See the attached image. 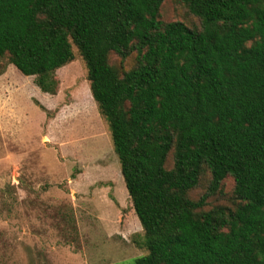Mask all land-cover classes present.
<instances>
[{
	"label": "trees",
	"instance_id": "obj_1",
	"mask_svg": "<svg viewBox=\"0 0 264 264\" xmlns=\"http://www.w3.org/2000/svg\"><path fill=\"white\" fill-rule=\"evenodd\" d=\"M163 1L0 0V56L55 94L77 49L144 232L129 264H264V0H178L197 27Z\"/></svg>",
	"mask_w": 264,
	"mask_h": 264
},
{
	"label": "rangeland",
	"instance_id": "obj_2",
	"mask_svg": "<svg viewBox=\"0 0 264 264\" xmlns=\"http://www.w3.org/2000/svg\"><path fill=\"white\" fill-rule=\"evenodd\" d=\"M161 17L199 26L178 0H164ZM73 51L74 59L55 70V94L0 56V264H129L147 253L108 124L91 96L84 61ZM208 181L205 172L190 196L197 198ZM232 188L226 178L206 207L232 206ZM60 192L77 198L80 216L60 219L54 207L40 211L31 196ZM34 215L43 229L25 237L21 218H29L36 233Z\"/></svg>",
	"mask_w": 264,
	"mask_h": 264
},
{
	"label": "crops",
	"instance_id": "obj_3",
	"mask_svg": "<svg viewBox=\"0 0 264 264\" xmlns=\"http://www.w3.org/2000/svg\"><path fill=\"white\" fill-rule=\"evenodd\" d=\"M61 193V192H60ZM22 196H26V194H20ZM35 199L32 200H36L38 199L41 203L37 205L38 210L40 209V211H44V210H48L51 207L56 208L54 210V215H58V217H60V219H62L61 217L63 216H72L74 219L78 216H80V210H82V205L80 203H77V198H75L72 194L69 193H61V195H56V193H48V194H44V193H39V194H33L32 195ZM54 196H59V197H54ZM45 199L47 200H53L55 201H61L57 204L54 203H42ZM59 204V205H58ZM68 204V205H67ZM24 208V207H22ZM39 211V212H40ZM26 212V211H25ZM31 213V212H29ZM37 215V213H36ZM34 215L33 216V224L37 227V234L34 232V230H31L30 228V219L26 217V219H24V217L21 218V222L20 224L22 225V227H24V231L26 233L25 237H36L38 234V232L43 229V224L42 222L39 220V217ZM39 237V236H38ZM39 239V238H38ZM40 242V239L39 241ZM37 242V243H38Z\"/></svg>",
	"mask_w": 264,
	"mask_h": 264
}]
</instances>
